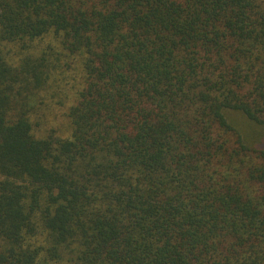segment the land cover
<instances>
[{
	"label": "trees",
	"instance_id": "trees-1",
	"mask_svg": "<svg viewBox=\"0 0 264 264\" xmlns=\"http://www.w3.org/2000/svg\"><path fill=\"white\" fill-rule=\"evenodd\" d=\"M0 264H264V0H0Z\"/></svg>",
	"mask_w": 264,
	"mask_h": 264
}]
</instances>
